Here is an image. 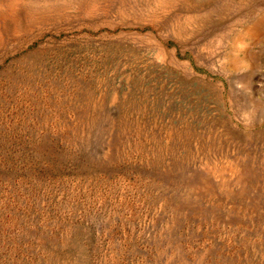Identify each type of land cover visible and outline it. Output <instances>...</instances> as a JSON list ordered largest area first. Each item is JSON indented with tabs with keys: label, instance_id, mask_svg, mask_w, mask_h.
<instances>
[{
	"label": "rangeland",
	"instance_id": "374dc122",
	"mask_svg": "<svg viewBox=\"0 0 264 264\" xmlns=\"http://www.w3.org/2000/svg\"><path fill=\"white\" fill-rule=\"evenodd\" d=\"M0 264H264V0H0Z\"/></svg>",
	"mask_w": 264,
	"mask_h": 264
}]
</instances>
